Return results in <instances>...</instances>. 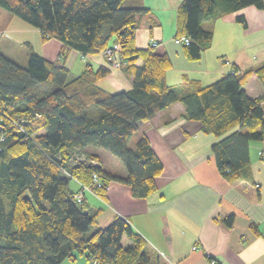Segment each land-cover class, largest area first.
I'll list each match as a JSON object with an SVG mask.
<instances>
[{"label":"trees","instance_id":"obj_1","mask_svg":"<svg viewBox=\"0 0 264 264\" xmlns=\"http://www.w3.org/2000/svg\"><path fill=\"white\" fill-rule=\"evenodd\" d=\"M262 3L181 0L175 35L189 38L184 52L197 59L212 38L204 22ZM0 7L38 28L42 40L56 37L83 54L115 42L123 72L131 77L130 89L110 92L97 84L110 71L106 65L69 77L63 60L44 58L28 41L22 42L27 49L23 64L0 51V264H58L77 255L96 264H159L158 253L126 218L116 216L92 228L96 214L87 210L83 195L80 201L75 198L77 191L68 182L77 178L103 195L105 185L115 179L129 185L133 196L151 193L162 162L145 134L134 147L128 139L139 121L176 101L182 102L186 118L200 121L205 132L219 137L210 149L224 178L248 201L259 202L260 190L240 171L250 161L249 141L264 139V94L252 98L243 85L256 74L264 86V65L240 74L234 67L235 72L205 85L193 80L179 92L166 83L168 55L153 52L151 45H134L136 18L147 10L140 0H0ZM235 18L244 20L242 15ZM86 147L114 154L127 175L112 174L88 160L69 161ZM234 221L232 209L221 204L217 224L229 229ZM122 236L129 245H123Z\"/></svg>","mask_w":264,"mask_h":264},{"label":"crops","instance_id":"obj_2","mask_svg":"<svg viewBox=\"0 0 264 264\" xmlns=\"http://www.w3.org/2000/svg\"><path fill=\"white\" fill-rule=\"evenodd\" d=\"M140 1L147 10L136 18L134 45L150 47V42H154L153 52L168 55L166 83L177 86L179 92L193 80L205 85L224 73L235 72L234 67L240 74L244 68L264 65V0L261 7L246 5L204 22L203 26L212 31V38L197 59L188 58L183 44L172 41L181 0ZM237 15L244 20L238 21ZM14 17L0 26V51L13 60L26 61L27 51L24 53L21 46L26 41L24 36L31 32L37 38L36 43L27 40L32 49L46 59L63 60L70 69L69 77L106 65L110 71L97 84L110 92L130 89L131 77L124 74L123 67H112L102 51L83 54L64 47L56 37L42 40L38 28ZM115 56L121 60L117 50ZM243 89L252 98L264 94V86L256 74L246 78ZM183 112L182 102H173L139 121L133 137L128 139V146L134 147L139 136L145 134L162 162L151 193L133 196L129 185L115 179L105 185L103 195L87 186L83 194L85 206L96 214L92 228L105 226L116 216L126 218L158 253L159 264H208V255L219 264H264V139L249 141L250 161L240 171L243 179L253 181L260 190L259 202H252L217 169L210 146L219 137L205 132L200 121L186 118ZM80 152L92 154L107 172L127 175L124 165L99 147H86ZM106 159L116 164L115 168ZM79 185L80 181L74 177L68 182L74 192ZM221 204L235 213L234 225L229 229L216 222ZM81 259L87 260L84 255L73 260L76 264H87ZM92 262L96 264L94 259Z\"/></svg>","mask_w":264,"mask_h":264},{"label":"built area","instance_id":"obj_3","mask_svg":"<svg viewBox=\"0 0 264 264\" xmlns=\"http://www.w3.org/2000/svg\"><path fill=\"white\" fill-rule=\"evenodd\" d=\"M172 41L176 44H189V38L183 34L180 35H176L172 37ZM151 45H155L154 42H150ZM118 45H116V43L113 44H109L106 47L103 48L102 53L103 55L108 59V61L110 62L111 66L114 67H120L122 65V62L119 61L116 56H115V52L117 49ZM73 157L69 158L70 162H75V161H84L86 162L87 160L90 161L93 165H97V161L95 159L92 158H88L86 155H84L81 152H75V154H73ZM64 170V169H63ZM93 178L95 181H98V176H96L95 173L92 174ZM99 185V183H97V186ZM81 188L79 190H77L75 198L77 200H82V195H83V191L87 190L88 187H86L85 185L81 184L79 185ZM194 247V246H193ZM195 248V247H194ZM208 264H219V262L216 260L215 257H212L211 255H208Z\"/></svg>","mask_w":264,"mask_h":264},{"label":"rangeland","instance_id":"obj_4","mask_svg":"<svg viewBox=\"0 0 264 264\" xmlns=\"http://www.w3.org/2000/svg\"><path fill=\"white\" fill-rule=\"evenodd\" d=\"M138 15H139V14H138ZM9 17H14V15H12V14H11L9 11H7L5 8L0 7V26L5 25V23L8 21V19H10ZM15 17H16V16H15ZM15 17H14V18H15ZM16 19H17V21H20L21 23H23V25L28 24V23L24 24V22H23L21 19H18V18H16ZM12 26H14V25L12 24ZM19 26H20V25H19ZM28 26H31V25H28ZM20 27L23 28V29H26V28H24V27H26V26H20ZM167 30H168V28H165L164 31H166V33H167ZM22 31H23V30H22ZM24 38L26 39V41H27V40L31 41V43H36V40H37V38L35 37V34H34V36H33L31 32L27 33V35L24 36ZM113 43H115V42H113ZM113 43H111V44H113ZM35 45H36V44H35ZM25 47H26L25 45L21 46V49L24 50V53H26V51H27V49H26ZM36 49H37V46H36ZM23 50H20V51H23ZM15 61H18V62H20V63L23 64L22 60H20V59H17V60H15ZM114 67H115V68H120V67H116V66H114ZM132 137H133V136H131L130 138H132ZM129 143H130V142H129ZM129 145H130V144H129ZM101 150H102L103 152H105V154H108V155H111V157H114V159H115L116 161H118V163L120 162L119 159H118L114 154H111L108 150H105V149H103V148H101ZM101 159H102V158H101ZM115 160H114V161H115ZM106 161H107V163L111 164L112 167L115 168L116 164H113L109 159H108V160L106 159ZM69 181H70V180H69ZM122 243H123V245H129V244H130V241H129L125 236H122ZM68 262H69L68 259H64V260H61L59 264H76V262H74V260H70V262H69V263H68ZM81 262H84V263H87V264H93V263H94V262H92V258L87 259V260L81 259ZM77 264H78V263H77Z\"/></svg>","mask_w":264,"mask_h":264}]
</instances>
